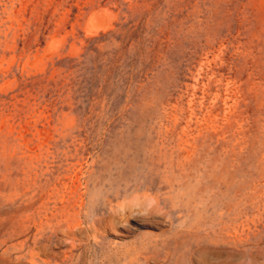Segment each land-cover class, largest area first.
Segmentation results:
<instances>
[{"label": "rangeland", "instance_id": "1", "mask_svg": "<svg viewBox=\"0 0 264 264\" xmlns=\"http://www.w3.org/2000/svg\"><path fill=\"white\" fill-rule=\"evenodd\" d=\"M0 264H264V0H0Z\"/></svg>", "mask_w": 264, "mask_h": 264}]
</instances>
